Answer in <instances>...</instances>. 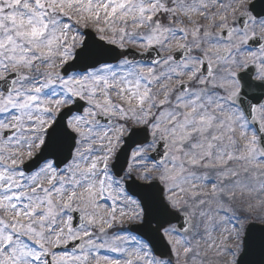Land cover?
I'll use <instances>...</instances> for the list:
<instances>
[{"label": "snow or ice", "instance_id": "1", "mask_svg": "<svg viewBox=\"0 0 264 264\" xmlns=\"http://www.w3.org/2000/svg\"><path fill=\"white\" fill-rule=\"evenodd\" d=\"M0 264H264V0H0Z\"/></svg>", "mask_w": 264, "mask_h": 264}]
</instances>
